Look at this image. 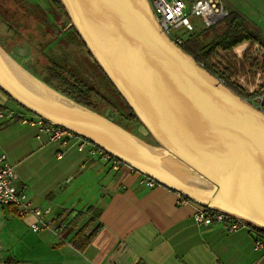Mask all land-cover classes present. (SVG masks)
<instances>
[{"label": "water", "instance_id": "1", "mask_svg": "<svg viewBox=\"0 0 264 264\" xmlns=\"http://www.w3.org/2000/svg\"><path fill=\"white\" fill-rule=\"evenodd\" d=\"M153 145L56 91L0 46V89L193 204L264 230V112L176 45L148 0H59ZM26 47L23 51L27 53ZM21 49L15 52L21 55ZM114 115V114H113Z\"/></svg>", "mask_w": 264, "mask_h": 264}, {"label": "crops", "instance_id": "2", "mask_svg": "<svg viewBox=\"0 0 264 264\" xmlns=\"http://www.w3.org/2000/svg\"><path fill=\"white\" fill-rule=\"evenodd\" d=\"M233 1L226 8L264 35V0H245L246 11L260 16L254 15L256 22L235 9ZM235 48L241 56L247 49L260 59L264 53L258 42ZM3 95L0 110L7 106ZM57 151L55 143L45 136L37 139L35 129L17 118L0 119V153L14 165L19 186L35 205L53 210L52 226L34 233L28 219L0 206V264H264V248H255L249 228L230 232L221 225L197 226L195 204H179L173 190L141 186L129 167L114 170L85 150L71 147L61 158ZM90 219L88 233L95 226L98 230L80 249L74 236ZM62 222L66 227L59 231Z\"/></svg>", "mask_w": 264, "mask_h": 264}, {"label": "trees", "instance_id": "3", "mask_svg": "<svg viewBox=\"0 0 264 264\" xmlns=\"http://www.w3.org/2000/svg\"><path fill=\"white\" fill-rule=\"evenodd\" d=\"M45 3L46 7L35 5L36 8L34 9L27 0H0V16L2 13L7 12L9 19H12L8 24L4 20L0 21V44L7 43L9 46L27 45L30 48V52L26 56L24 64L19 63L32 75L56 91L100 115H103L105 112L102 111L103 108L107 109L111 107L116 113V117L113 120L114 123L141 139L156 145L150 136L140 135L136 130L133 131L129 128V126L137 128L140 125L139 121L101 71L100 67L86 51L77 32L72 27H68L65 30L69 19L59 0H45ZM49 16L52 17V22H50ZM216 25H222L223 30L220 34L214 35L210 41H202L200 32L188 33L179 47L183 52L190 55L196 63H201L202 67L212 76L220 79L223 85L233 93L243 98L247 97L248 95L243 90L229 82L227 74L222 73L213 66L211 59L217 49L231 52L233 48L245 41L251 43L258 42L264 47V35H262L257 27L235 11H229L228 15L214 26ZM214 26L204 30H213ZM54 44L57 45L56 48L58 46L64 48L71 44L81 46L86 52L87 63L90 69L94 70L95 74L102 81V87L105 88L104 93H101L92 83L85 82L75 76L71 70L70 62L63 61L61 63L59 60H55V56L49 53L54 49ZM0 92L8 100L13 101L1 89ZM262 94H264V86L260 87L251 96ZM117 103H120L122 107L118 108ZM17 105L19 106L17 107L18 109L27 111L19 104ZM260 108L264 112V99L261 101ZM122 121L125 122V125L121 124L123 123ZM105 163L108 164L107 162ZM8 207L13 208L9 212L12 213L13 211L15 213L13 206ZM77 219L78 217H74L70 223H75ZM92 221L90 219L83 223L74 236L73 243L75 246H79L80 249L90 243L98 230V226H95L88 233ZM248 227L255 238H264V230L252 225H248Z\"/></svg>", "mask_w": 264, "mask_h": 264}, {"label": "built area", "instance_id": "4", "mask_svg": "<svg viewBox=\"0 0 264 264\" xmlns=\"http://www.w3.org/2000/svg\"><path fill=\"white\" fill-rule=\"evenodd\" d=\"M148 2L162 30L178 46L183 43L184 36L173 35L172 31L178 28H183L187 32L194 31L189 16L200 17L206 29L217 24L229 12L222 0H148ZM237 57H241V55ZM261 58H264V53H262ZM258 97L249 99L252 102L249 100L248 102L260 108L255 101L260 104L264 98H259V102ZM12 118H17L21 124L34 128L37 139L45 136L49 143H55L58 146L57 158H61L68 148L73 147L78 151L85 150L90 156L107 162L114 170H120L125 166L116 158L66 128L49 124L43 118L24 110H0V119ZM138 184L146 188H152L157 183L149 177L138 174ZM176 194L179 204L192 203L180 194ZM0 206H13L16 217L28 219V228L31 232L37 233L52 226V206L35 205L28 198L24 188L18 184V174L14 165L3 153H0ZM195 207L193 220L197 226L221 225L230 232L249 228L248 224L241 219L197 205ZM64 227H66V224L62 222L57 226V229L60 231ZM254 246L257 249L264 248V238L256 237Z\"/></svg>", "mask_w": 264, "mask_h": 264}, {"label": "rangeland", "instance_id": "5", "mask_svg": "<svg viewBox=\"0 0 264 264\" xmlns=\"http://www.w3.org/2000/svg\"><path fill=\"white\" fill-rule=\"evenodd\" d=\"M38 1L41 3V6L46 7L44 0H38ZM222 1L224 4H226L228 3L229 0H222ZM235 1L236 2L233 1L235 9L237 8V10L243 12L247 17H249V20L251 22H256V19L254 18V15L256 14L254 12L249 13L246 11V9L249 7L247 5V2L245 0H235ZM256 17L258 18L260 16L256 15ZM49 19L50 22H52L51 16H49ZM189 20L191 24L194 26V31L187 32L183 28H178V29H173L172 34L186 37L188 33L200 32V38L202 39V41L208 42L213 38L214 35L220 34L221 31L223 30L222 25H216L214 26L213 30L210 29L208 31H205L202 19L197 16H189ZM260 28L264 30V27L261 26ZM53 47H54L53 49L54 51L50 49L52 51H50L49 53H52L55 56V60L57 61L59 60L61 63L63 61L70 62L69 64H71V70L75 76H77L78 78L82 79L85 82L92 83L96 88L100 90L101 93H104L105 88L102 87V81L95 74V71L94 70L92 71L90 69L87 63L88 58H86V52L81 46L76 44H71L64 48H61L59 46L58 48H56L57 45L54 44ZM250 51L251 49H247L242 53L243 56L237 57L241 54H238L237 52L235 53V51L233 52V50L231 52H228L217 49L215 55L211 59V63L213 64V66H215V68H217V70H220L222 73L227 74V77H229L228 78L229 82L234 86H236L237 88L243 90L244 93L247 94L248 96L255 94V92L260 87L264 86V58L260 59V57H256L255 53L254 55H251ZM42 61L44 62L43 59ZM200 65L202 64L200 63ZM248 96L244 97V99H246L247 101L249 99H255L258 96H259L258 100L259 98H264V96L262 95H256L251 97ZM6 100H7V106H4L5 108L4 109L2 108V110L5 109L10 110L19 107L15 102L8 100V98ZM249 101L252 102V100ZM255 102L256 105L260 106L261 103L258 104V101ZM117 106L118 108L122 107L120 103H117ZM102 111H105L104 113H107L108 115H112L113 119L116 117V113L114 109H112L111 107L107 109L103 108ZM122 122L123 123L121 124L125 125V122L124 121ZM129 128L132 129L133 131L136 130L138 132V127L136 128L135 126H131V127L129 126ZM52 198L53 196H50L49 199L52 200Z\"/></svg>", "mask_w": 264, "mask_h": 264}, {"label": "flooded vegetation", "instance_id": "6", "mask_svg": "<svg viewBox=\"0 0 264 264\" xmlns=\"http://www.w3.org/2000/svg\"><path fill=\"white\" fill-rule=\"evenodd\" d=\"M33 7L34 9L36 8L35 5H41V3L38 1V0H27ZM45 2V0H44ZM46 4V3H45ZM1 8V7H0ZM6 17V18H5ZM1 20H4L6 24H8V22L10 23V20L9 17H8V14L7 12L6 13H2V15L0 16V21ZM7 26V25H6ZM68 27L66 26L65 30L67 29ZM1 47H3L4 50H6V52H8L14 59H16L17 61H19L22 65L24 64V60L26 58V56L29 54L30 52V48L27 46V45H18V46H9L7 43H4V44H0ZM28 47L29 50L27 53H25L23 50ZM21 49L22 51L21 52V55L17 54L15 52V49Z\"/></svg>", "mask_w": 264, "mask_h": 264}]
</instances>
